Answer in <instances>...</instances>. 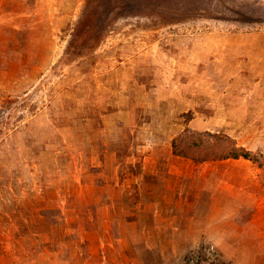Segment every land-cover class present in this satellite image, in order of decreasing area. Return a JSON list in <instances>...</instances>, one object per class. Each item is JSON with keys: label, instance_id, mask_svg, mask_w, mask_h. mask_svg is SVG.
<instances>
[{"label": "rangeland", "instance_id": "374dc122", "mask_svg": "<svg viewBox=\"0 0 264 264\" xmlns=\"http://www.w3.org/2000/svg\"><path fill=\"white\" fill-rule=\"evenodd\" d=\"M119 1L0 0V264H264V0ZM186 129L261 164L177 156Z\"/></svg>", "mask_w": 264, "mask_h": 264}, {"label": "trees", "instance_id": "16d2710c", "mask_svg": "<svg viewBox=\"0 0 264 264\" xmlns=\"http://www.w3.org/2000/svg\"><path fill=\"white\" fill-rule=\"evenodd\" d=\"M127 0L119 1L120 5ZM144 1L147 6L151 4L162 6V10L157 14L165 24H176L190 19L184 9L167 7L168 0H139ZM149 1V3H148ZM169 4V2H167ZM165 4L166 6L162 5ZM142 6L145 4L142 2ZM201 14L197 11V14ZM139 14V13H138ZM143 14V13H141ZM174 154L184 158H191L197 163L211 160L248 159L260 163L258 155H252L251 151L239 146L229 135L223 133H213L210 131L197 132L186 129L173 141ZM261 164V163H260ZM208 264H232L222 259L210 260Z\"/></svg>", "mask_w": 264, "mask_h": 264}, {"label": "crops", "instance_id": "0c3cea01", "mask_svg": "<svg viewBox=\"0 0 264 264\" xmlns=\"http://www.w3.org/2000/svg\"><path fill=\"white\" fill-rule=\"evenodd\" d=\"M153 172L154 173H149V175H147V179H148L147 181L148 182L152 181L155 178L154 177V174L158 175L159 170H156L155 169ZM150 174H152V175H150ZM141 184L142 183H140L139 186ZM163 200H167L168 203L165 205V206H167V208H171L174 205V202H175V200L173 199V196H171V199L170 200L167 199L166 197H164ZM154 205L161 206V204H157L156 202H154ZM155 215L156 216L158 215V217L161 218V219L164 218V217H166V219L169 220L168 214L162 215L160 212L159 213L156 212ZM149 217H150L149 215H146V217L143 218V216L141 214H139L138 217L136 219L132 220V222H130L129 224L132 225V226H135L136 227L135 228L136 230L138 229L140 232L143 233V234L140 233L138 235L139 237H145V238H147V236H148V239H144L145 240L144 241V245L146 246V248H148L150 250H154V249H158L156 247L157 245L155 246L154 243H151L150 244V242H151L150 239H152V238L154 239V236H155V233L156 232L168 235L167 234V230H168V232H170V230L167 229L166 227H161L158 224L152 225L151 223L146 222V218H149ZM174 218L176 220H178V217L174 216ZM151 234H153V237H151ZM103 245H104V243H101L98 246H101L102 247ZM91 247L93 248V245ZM97 255H98V263L97 264H106L107 263V260H108V263H109V261H112L113 263H116L120 259V256H119V254H117V251H116V255H113L111 258H108L106 255H102L101 256V253H98ZM93 258L95 259L94 256L91 257V259H93Z\"/></svg>", "mask_w": 264, "mask_h": 264}]
</instances>
